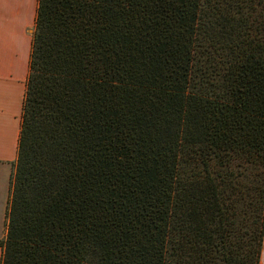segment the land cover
I'll list each match as a JSON object with an SVG mask.
<instances>
[{
    "label": "trees",
    "instance_id": "trees-1",
    "mask_svg": "<svg viewBox=\"0 0 264 264\" xmlns=\"http://www.w3.org/2000/svg\"><path fill=\"white\" fill-rule=\"evenodd\" d=\"M1 264H261L264 0H38Z\"/></svg>",
    "mask_w": 264,
    "mask_h": 264
},
{
    "label": "crops",
    "instance_id": "crops-1",
    "mask_svg": "<svg viewBox=\"0 0 264 264\" xmlns=\"http://www.w3.org/2000/svg\"><path fill=\"white\" fill-rule=\"evenodd\" d=\"M37 7L38 0H0V162L14 164L18 155ZM11 175L0 181V239L7 233ZM2 254L0 247V264Z\"/></svg>",
    "mask_w": 264,
    "mask_h": 264
},
{
    "label": "rangeland",
    "instance_id": "rangeland-1",
    "mask_svg": "<svg viewBox=\"0 0 264 264\" xmlns=\"http://www.w3.org/2000/svg\"><path fill=\"white\" fill-rule=\"evenodd\" d=\"M12 169H13V172L11 175ZM14 170H15L14 164H11L10 162H0V181H4L5 179L8 180L11 175V182H12Z\"/></svg>",
    "mask_w": 264,
    "mask_h": 264
}]
</instances>
